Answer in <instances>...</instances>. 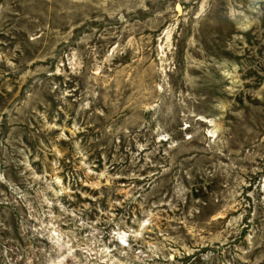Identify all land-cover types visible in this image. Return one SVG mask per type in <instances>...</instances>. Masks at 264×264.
Wrapping results in <instances>:
<instances>
[{
    "label": "rangeland",
    "instance_id": "rangeland-1",
    "mask_svg": "<svg viewBox=\"0 0 264 264\" xmlns=\"http://www.w3.org/2000/svg\"><path fill=\"white\" fill-rule=\"evenodd\" d=\"M0 264H264V0H0Z\"/></svg>",
    "mask_w": 264,
    "mask_h": 264
}]
</instances>
